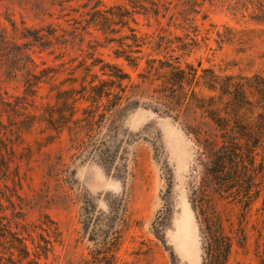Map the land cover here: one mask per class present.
<instances>
[{
	"label": "trees",
	"instance_id": "16d2710c",
	"mask_svg": "<svg viewBox=\"0 0 264 264\" xmlns=\"http://www.w3.org/2000/svg\"><path fill=\"white\" fill-rule=\"evenodd\" d=\"M1 1L0 264L70 258L67 252L55 253L62 234L47 213L35 222L26 220L25 207L41 212L44 205L19 194L27 177L20 170L22 161L41 165L44 203L58 194L69 197L73 170L62 154H43L42 146L64 136L72 156L96 155L102 164H111L115 154L102 129L117 108L139 106L181 120L191 136L195 152L189 202L198 225L201 264H230L234 246L247 247L253 214L261 210L264 217V73L216 71L187 58L210 39L217 49L229 45L245 52L249 34L264 32V0ZM206 5L257 28L212 23L204 28ZM22 14L48 22L30 28ZM138 16L146 21L145 29ZM2 17L10 28L1 24ZM105 47L135 76L105 60L100 53ZM35 53L52 56L51 64L37 62ZM10 82L20 85L19 93L8 96L4 88ZM42 84L48 87L44 97L38 96ZM28 135L34 136L36 148L19 150ZM35 154L42 158L32 160ZM166 210L151 224L161 242ZM77 218L82 236L92 244L89 257L78 264H116L124 235L137 222L126 206L109 204L103 211L86 199L77 207ZM143 247L135 255L145 254Z\"/></svg>",
	"mask_w": 264,
	"mask_h": 264
},
{
	"label": "rangeland",
	"instance_id": "374dc122",
	"mask_svg": "<svg viewBox=\"0 0 264 264\" xmlns=\"http://www.w3.org/2000/svg\"><path fill=\"white\" fill-rule=\"evenodd\" d=\"M106 3L111 5L112 1L106 0ZM4 6L5 2L1 1V12L5 10ZM18 11L15 10L14 18L19 24L21 17ZM204 11L207 15L204 28L209 23L218 28L222 25L257 28L250 23L238 22L216 5H206ZM22 16L30 28H37L48 22L33 20L26 14ZM138 21L139 26L145 29L144 18L138 16ZM1 24L10 28L3 17ZM249 39L243 53L229 45L217 49L210 39L207 47L202 46L194 51L187 60L194 64L201 61L202 67H213L216 71L225 70L227 73H264V32H252ZM35 50L37 51L36 48ZM100 53L105 60L117 62L135 76L121 59H114L109 47L101 48ZM33 56L37 62L45 60L47 64H51L52 56L46 53H35ZM4 90L8 96L16 94L20 92V85L10 82ZM47 94V84H42L38 96L44 97ZM102 133L115 154L111 164H102L96 155L72 156L64 136L42 146L43 154L51 157L62 154L69 169L73 170L69 184L71 190L65 194L69 197L58 194L53 201L44 203L46 176L41 165L34 161L27 164L25 160L21 163V173L25 172L27 177L22 182L23 188L18 191L19 194L25 196L27 201L33 199L44 205L41 212L32 208V205L25 207L26 220L35 222L40 213H47L57 223L62 234V245H56L55 253L62 256L67 252L70 256L69 260H55L50 256L46 264H78L81 258L89 257L92 244L82 236L84 234L77 218V207L86 199L103 211H107L109 204L122 202L137 221L124 235L116 264H201L198 225L189 202L195 148L181 120L143 106L133 109L119 107L106 121ZM34 140L33 135L26 136L18 149L27 146L35 149ZM36 158H42V155L38 157L35 154L32 160ZM13 200L16 201L14 197ZM166 206L167 220L162 227L164 240L161 242L152 234L151 224L157 213ZM255 207H261V200ZM259 213L253 214L248 226L249 240L246 249L234 246L230 264H264V217ZM252 224L254 225L251 226ZM141 242L145 245H141ZM141 246L147 252L135 255ZM44 263V260L40 261V264Z\"/></svg>",
	"mask_w": 264,
	"mask_h": 264
}]
</instances>
